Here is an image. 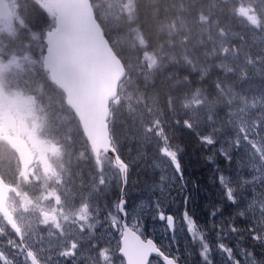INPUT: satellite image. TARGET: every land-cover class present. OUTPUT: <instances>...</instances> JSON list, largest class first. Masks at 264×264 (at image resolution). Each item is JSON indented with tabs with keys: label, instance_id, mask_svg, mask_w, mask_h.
<instances>
[{
	"label": "rangeland",
	"instance_id": "rangeland-1",
	"mask_svg": "<svg viewBox=\"0 0 264 264\" xmlns=\"http://www.w3.org/2000/svg\"><path fill=\"white\" fill-rule=\"evenodd\" d=\"M7 1L12 16L0 20V139L4 129L7 134L16 132L29 143L35 160L24 173L12 147L0 140V170L18 184L22 196H15L18 204L13 206L18 211L14 221L23 236L22 244L42 264H122L119 251L123 228L118 220H111L105 207L114 194L106 190L112 162L104 155L94 157L77 117L65 104L64 94L43 69L46 33L55 27V15L45 0ZM104 2L99 5L102 20L112 35L109 37L129 52L127 62L132 76L123 86L138 91L159 65L151 54H140L135 46L145 49L141 33L125 19V15L132 19L133 0ZM144 73L148 74L143 77ZM123 86L111 106L115 121L123 105L133 113L130 90L122 100ZM33 100L37 101L35 105ZM156 120L153 126L158 130ZM136 133L139 139L141 130ZM123 140L129 143L127 150L136 151L132 138ZM18 144L17 141L15 150ZM9 167L12 172H8ZM71 183L76 190L69 188ZM81 186L91 189L93 201L85 195L75 197L77 191L84 190ZM139 194L133 189L131 199L135 201ZM178 207L175 205L174 210ZM41 212L49 215L47 220ZM113 225L119 228V235ZM148 228L158 235L163 232L151 221ZM0 229V264H30L24 247L1 215Z\"/></svg>",
	"mask_w": 264,
	"mask_h": 264
},
{
	"label": "snow or ice",
	"instance_id": "snow-or-ice-1",
	"mask_svg": "<svg viewBox=\"0 0 264 264\" xmlns=\"http://www.w3.org/2000/svg\"><path fill=\"white\" fill-rule=\"evenodd\" d=\"M248 78L245 72L238 80ZM214 88L215 102L203 113L188 110L184 100L173 112L168 93L170 123L158 121V130L149 125L139 139L133 137L137 149L131 159L119 146L112 149L117 163L109 165L106 190L114 194L105 204L107 214L152 246L148 264H264V108L254 113L237 103L246 97L219 77ZM191 91L200 95L203 89ZM217 104L223 105L222 112ZM245 119L246 127H241L238 121ZM190 146L202 161L203 185L189 178L183 158ZM127 151L130 156L132 150ZM139 164L147 177L143 181L133 176ZM137 187L140 194L134 201L131 193ZM201 192L203 203L194 206ZM149 221L163 232L149 231Z\"/></svg>",
	"mask_w": 264,
	"mask_h": 264
},
{
	"label": "trees",
	"instance_id": "trees-1",
	"mask_svg": "<svg viewBox=\"0 0 264 264\" xmlns=\"http://www.w3.org/2000/svg\"><path fill=\"white\" fill-rule=\"evenodd\" d=\"M104 1L108 0H91V4L106 38L125 66L127 75L121 84L123 86L132 76V67L127 62L129 52L109 37L112 35L102 20L99 5L105 4ZM125 19L142 35L145 49L141 50V45L135 44L140 54H151L159 65L149 80L141 83L140 90L133 91L130 86H123L122 100L130 90L133 113L123 105L118 121H115L111 112L112 143L114 148L119 146L126 158L134 157L136 151L129 156L126 148L129 143L123 138H138L136 131L142 132L149 125L156 131L153 126L155 119L156 124L166 119L170 123L169 105L166 103L168 93L173 97V112L180 109L181 100H184L189 102L188 110L203 113L210 102H215L214 81L219 77L246 97V100L238 98L237 103L244 104L254 113L264 108V0H133L132 19L129 20L128 15ZM245 72L249 78L240 83L238 77ZM147 74L144 73L143 77ZM202 75L203 80L200 79ZM188 81H191V86ZM192 87H199L203 92L195 95ZM226 95L231 97L230 92ZM193 102L197 103L196 107H193ZM217 108L223 111L222 104H217ZM168 123L164 124L165 129ZM238 123L241 127L247 124L246 119ZM135 146L133 142V150ZM149 148L152 151V147ZM183 159L189 178L194 183L205 184L206 173L194 146L188 148ZM142 169L143 164L134 166V178L138 176L141 181L147 178ZM134 192L140 193L139 188ZM204 195L201 192L196 197L194 206L203 203L201 197Z\"/></svg>",
	"mask_w": 264,
	"mask_h": 264
},
{
	"label": "water",
	"instance_id": "water-1",
	"mask_svg": "<svg viewBox=\"0 0 264 264\" xmlns=\"http://www.w3.org/2000/svg\"><path fill=\"white\" fill-rule=\"evenodd\" d=\"M55 15V27L46 33L44 71L51 82L65 95V103L77 117L82 132L96 159L101 155L111 159L114 149L110 133L111 102L119 93L126 69L111 47L96 20L90 0H45ZM12 13L6 0H0V20H8ZM20 165L32 164L25 143L16 145ZM13 188L0 178V212L12 231H21L7 208ZM120 256L126 264H148L152 246L137 232L122 227ZM31 264H40L28 253Z\"/></svg>",
	"mask_w": 264,
	"mask_h": 264
},
{
	"label": "flooded vegetation",
	"instance_id": "flooded-vegetation-1",
	"mask_svg": "<svg viewBox=\"0 0 264 264\" xmlns=\"http://www.w3.org/2000/svg\"><path fill=\"white\" fill-rule=\"evenodd\" d=\"M32 92H30V94H31ZM37 103V101H32V104L33 105H35ZM2 138L0 139L4 144H9L12 148H11V151L12 152H14V153H16V158H17V160H18V164H19V167H20V170H22L24 173H27L31 168H32V165L31 166H29L28 168H26V169H24L21 165H20V161H19V157H18V154H17V151L14 149V145H15V143L18 141V142H20V143H22L21 142V140H23L26 144H27V149H28V151L30 152H28L29 153V155L31 156V159L33 160V163H34V154H33V152H32V150H31V147H30V145H29V143L25 140V139H20L17 135H16V132H12V131H10V133H5V129L2 131ZM16 151V152H15ZM84 168H86V170H87V165H84L83 166ZM1 169V168H0ZM8 172H12V169H10V167H9V169H8ZM0 178L6 183V185L7 186H9V187H11V188H13L14 189V192H12V193H10V195H9V197H8V201H7V207H8V209H9V211L12 213V215H13V218H14V220L16 221V215L15 214H17L18 213V211L16 210L15 211V209H14V205H16V204H18L17 202L18 201H16V198H15V196L16 197H18V199H20L22 196L20 195V193H18V190H17V183H15V182H13L8 176H7V174L5 175V173H2L1 172V170H0ZM81 187H83V189L84 190H79V191H77V194L75 195V197H80L81 195H85V196H88L89 197V199L90 200H92L93 201V198H92V192H91V189H86L84 186H81ZM70 189H74L73 188V185H72V183H71V187H69ZM68 188V189H69ZM69 189V192H70V195H71V190ZM74 190H76V188L74 189ZM22 193H23V190L21 191ZM70 195H69V197H70ZM33 200H36V198H33ZM42 203L43 204H46V200H42ZM13 207V208H12ZM0 215H1V217H2V220H5V222H6V224H7V221H6V219H5V217L2 215V213L0 212ZM41 216L44 218V219H48V214L47 213H45V212H41ZM16 224H17V222H15ZM9 226V225H8ZM17 226H18V224H17ZM19 228V227H18ZM118 227L117 226H114L113 225V229L116 231V229H117ZM11 229V228H10ZM97 232H99V230L98 229H96V233ZM0 233H2V231H1V229H0ZM16 237L18 238V240H19V242L21 243V245H22V247H24V250H25V253H26V255H27V257H28V253H31V254H33L30 250H28L25 246H24V244H22V241H23V236H22V234H21V237H18L17 236V234H16ZM82 243V242H81ZM34 255V254H33ZM35 256V255H34ZM36 257V256H35ZM36 259L39 261V259L36 257ZM27 260H28V258H27ZM29 262V261H28ZM30 263V262H29ZM39 263L40 264H42L40 261H39ZM31 264V263H30Z\"/></svg>",
	"mask_w": 264,
	"mask_h": 264
}]
</instances>
